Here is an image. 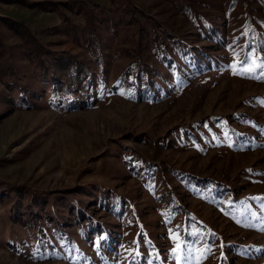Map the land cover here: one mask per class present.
<instances>
[{
	"label": "rangeland",
	"instance_id": "374dc122",
	"mask_svg": "<svg viewBox=\"0 0 264 264\" xmlns=\"http://www.w3.org/2000/svg\"><path fill=\"white\" fill-rule=\"evenodd\" d=\"M35 1L0 0V264H264V0Z\"/></svg>",
	"mask_w": 264,
	"mask_h": 264
},
{
	"label": "snow or ice",
	"instance_id": "6c2138e0",
	"mask_svg": "<svg viewBox=\"0 0 264 264\" xmlns=\"http://www.w3.org/2000/svg\"><path fill=\"white\" fill-rule=\"evenodd\" d=\"M247 61L245 60V63ZM262 70H264V60L261 61V63L258 65ZM257 66L253 64V66L248 67L247 69L241 71V72H234L233 74H240V75H251ZM175 251V249H173Z\"/></svg>",
	"mask_w": 264,
	"mask_h": 264
},
{
	"label": "trees",
	"instance_id": "16d2710c",
	"mask_svg": "<svg viewBox=\"0 0 264 264\" xmlns=\"http://www.w3.org/2000/svg\"><path fill=\"white\" fill-rule=\"evenodd\" d=\"M68 1H65V2H68ZM34 4H35V6L41 8V9H47V8L51 9L52 8V6L49 7V5L44 4L43 1H40V0L35 1ZM34 4H32L31 2L30 3L27 2V5H34Z\"/></svg>",
	"mask_w": 264,
	"mask_h": 264
}]
</instances>
